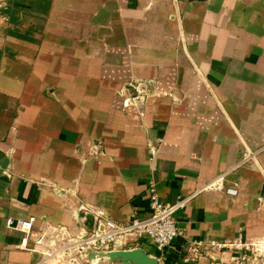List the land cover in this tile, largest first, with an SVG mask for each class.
I'll use <instances>...</instances> for the list:
<instances>
[{
	"label": "crops",
	"instance_id": "crops-1",
	"mask_svg": "<svg viewBox=\"0 0 264 264\" xmlns=\"http://www.w3.org/2000/svg\"><path fill=\"white\" fill-rule=\"evenodd\" d=\"M135 78L154 93L124 109L117 91ZM223 174L235 193L200 190ZM150 180L165 202L188 198L182 235L119 249L237 264L209 243L264 237V0H0V264H85L47 245L53 229L93 227L83 205L149 215ZM10 216L36 217L37 250Z\"/></svg>",
	"mask_w": 264,
	"mask_h": 264
},
{
	"label": "built area",
	"instance_id": "built-area-1",
	"mask_svg": "<svg viewBox=\"0 0 264 264\" xmlns=\"http://www.w3.org/2000/svg\"><path fill=\"white\" fill-rule=\"evenodd\" d=\"M122 93L124 94L122 99L124 109L133 105L139 106L154 93L153 81L135 78L123 87ZM93 151L94 153L98 152L96 145L93 147ZM225 181V175H220L208 181L200 190H223L228 193H235L236 189L228 187ZM147 196L149 198L150 214L145 217H134L132 220L122 223L108 217L101 211H92L90 205H83L85 213H94L95 224L91 228H83L77 239L66 226L55 227L53 229L56 236L55 241L64 242L65 239L68 240V243L65 242L56 251L71 252L80 249L83 251L85 248L97 251H110L119 249L120 246L126 243L128 235H134L137 238L146 235L156 249L163 252L177 237L182 235V230L177 225L176 213L185 207L188 198L180 199L176 202L163 201L157 192L156 184L153 180L148 182ZM35 221L36 217L34 216L28 218L10 216L7 218V228L23 233L19 247L37 250L35 246L33 248L30 247L31 232ZM42 237L43 235H41ZM41 238L36 243L41 244ZM209 245L235 252L237 254V264H264V237L244 239L239 234L230 241H211ZM202 247V242L194 244L192 251L195 256L201 252ZM45 252L47 253L48 250Z\"/></svg>",
	"mask_w": 264,
	"mask_h": 264
},
{
	"label": "water",
	"instance_id": "water-1",
	"mask_svg": "<svg viewBox=\"0 0 264 264\" xmlns=\"http://www.w3.org/2000/svg\"><path fill=\"white\" fill-rule=\"evenodd\" d=\"M84 253L88 260H108L118 264H159L157 256L149 254L142 248L115 249L110 251H97L87 248Z\"/></svg>",
	"mask_w": 264,
	"mask_h": 264
},
{
	"label": "rangeland",
	"instance_id": "rangeland-1",
	"mask_svg": "<svg viewBox=\"0 0 264 264\" xmlns=\"http://www.w3.org/2000/svg\"><path fill=\"white\" fill-rule=\"evenodd\" d=\"M128 82H130V81H128ZM128 82H126L118 91H117V93H118V95L119 96H121V99H123V96H124V94L122 93V89H123V87L128 83ZM52 93V92H51ZM55 233H53V234H50L48 237H47V245H49V246H51V245H56L57 244V240L55 241ZM64 242H66V243H68V240H64ZM30 247L31 248H33L34 246H31L30 245ZM24 249V248H23ZM26 250H29V249H26ZM29 251H32V250H29ZM74 252H76L75 254H77V256L78 257H82V259L83 260H85L84 261V263L85 264H100L101 263V260H88V258H87V254L86 253H84V251H86V248H85V250H83V251H81V249L80 250H73ZM73 253H71L70 255H68L69 257L66 259V261L63 263V264H66V263H68L69 261L71 262V264H76V263H78V260H76L75 259V255H72ZM86 255V256H85ZM72 257V258H71ZM70 259H72V261L70 260ZM60 262H61V259L59 260ZM106 262L107 263H112V262H110V261H108V260H106Z\"/></svg>",
	"mask_w": 264,
	"mask_h": 264
}]
</instances>
